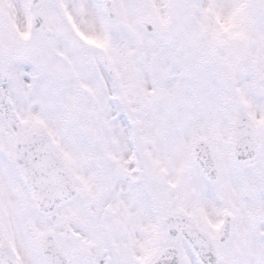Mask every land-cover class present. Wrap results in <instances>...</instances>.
<instances>
[{
    "label": "snow or ice",
    "instance_id": "1",
    "mask_svg": "<svg viewBox=\"0 0 264 264\" xmlns=\"http://www.w3.org/2000/svg\"><path fill=\"white\" fill-rule=\"evenodd\" d=\"M0 264H264V0H0Z\"/></svg>",
    "mask_w": 264,
    "mask_h": 264
}]
</instances>
